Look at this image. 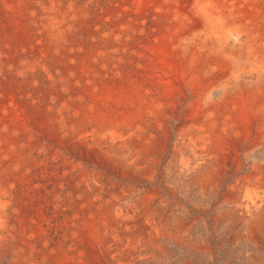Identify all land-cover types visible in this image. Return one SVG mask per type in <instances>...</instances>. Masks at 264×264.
<instances>
[{
	"label": "rangeland",
	"instance_id": "rangeland-1",
	"mask_svg": "<svg viewBox=\"0 0 264 264\" xmlns=\"http://www.w3.org/2000/svg\"><path fill=\"white\" fill-rule=\"evenodd\" d=\"M204 1L0 0V264H264V230L250 234L256 209L241 183L264 165V133L236 147V173L219 188L207 186L216 158L202 146L207 132H232L236 93L264 92V0H211L229 15L230 41L203 23ZM167 41L190 59L191 87L164 69ZM106 125L121 135H104ZM231 185L242 193L223 194ZM88 230L103 251L81 241Z\"/></svg>",
	"mask_w": 264,
	"mask_h": 264
},
{
	"label": "bare ground",
	"instance_id": "bare-ground-1",
	"mask_svg": "<svg viewBox=\"0 0 264 264\" xmlns=\"http://www.w3.org/2000/svg\"><path fill=\"white\" fill-rule=\"evenodd\" d=\"M159 1V0H158ZM157 3V1H155ZM239 4V1L236 3ZM161 4H159V6H161ZM158 6V5H157ZM166 7V6H164ZM242 11V9H239ZM200 11H201V15L204 18L203 23H207L208 24V28L210 29V31L213 32H217L218 34H220V36L222 37H227L228 40L230 37H232L235 32L234 30V26L231 25L230 20L228 19V16L225 12L222 6L219 5H215L211 2V0H206V2L204 1L202 7H200ZM246 13L249 14L248 11H246ZM202 21L201 18H197L196 20L193 19V22H195V26H199ZM10 21V20H9ZM109 22V21H108ZM12 23V22H11ZM8 24V23H7ZM13 24V23H12ZM168 24V23H167ZM117 27V26H116ZM191 27V26H190ZM148 31V30H147ZM152 34V32H151ZM182 34V33H181ZM147 35V34H146ZM149 36V35H148ZM152 36V35H151ZM239 37V36H237ZM109 39V38H108ZM148 39V38H147ZM151 39V37H150ZM146 40V39H145ZM231 40V39H230ZM229 40V41H230ZM237 42L239 41L238 39H235ZM142 43V42H141ZM147 43V41H146ZM129 47V46H128ZM145 51V50H144ZM200 51V50H199ZM233 50H230V54L229 55H233V57H235V53L232 52ZM158 52L160 54V57H162L161 55L166 57V64L164 65V69L166 70H170L172 72V78H174L173 80H178L181 82H184L186 84L187 87H191L192 85H194L192 83H190V81H193L195 77H193L194 72L191 68V64H190V59L188 60V62L185 60H183V58L180 55V52L176 49L173 48V45L171 42L167 41V42H162V45L158 47ZM85 54V53H84ZM155 57V56H154ZM223 59V58H222ZM147 60V59H146ZM140 61V60H139ZM142 62V61H141ZM146 63V62H145ZM144 63V64H145ZM153 63V62H152ZM149 64V63H148ZM163 65V64H162ZM152 66V64H151ZM140 68V67H139ZM138 69V68H137ZM149 71V70H148ZM131 72V71H130ZM144 72V71H143ZM152 72V71H151ZM193 72V75H192ZM133 72H131L132 74ZM135 73V72H134ZM149 73V72H148ZM147 73V74H148ZM130 74V75H131ZM222 74V73H221ZM146 75V74H145ZM133 76V75H132ZM138 76V75H137ZM152 76V75H151ZM221 76V75H220ZM156 77V76H155ZM261 77V76H259ZM164 78V77H162ZM98 79V78H97ZM139 79V78H138ZM150 79V78H149ZM154 79V78H153ZM209 79V78H208ZM255 79V78H254ZM104 80V79H103ZM102 80V81H103ZM172 80V81H173ZM101 81V80H100ZM111 81V80H110ZM141 81V80H140ZM97 82V81H96ZM107 83V82H106ZM110 83V82H109ZM113 83V82H112ZM122 83V82H121ZM205 83V82H204ZM240 83V82H239ZM125 84V83H124ZM254 85V84H253ZM156 86V85H155ZM125 87V86H124ZM180 87V86H179ZM127 88V87H125ZM157 88V87H156ZM159 88V87H158ZM157 88V89H158ZM164 89V88H163ZM162 89V90H163ZM174 89V88H171ZM184 89V88H183ZM186 89V88H185ZM192 91H194V88L192 87L191 89ZM196 90V89H195ZM216 90V89H215ZM129 91V90H128ZM175 91V90H174ZM183 91V90H182ZM123 92V91H122ZM184 92V91H183ZM174 93V92H173ZM184 93H188V92H184ZM196 93V92H195ZM167 94V93H166ZM252 93L248 90H244V91H239V93H236V96L241 97L240 99V103H238V117L235 119L236 121V125L234 126L233 130L231 133H229L228 135H226L223 140H221V137L216 138V137H211V135L207 132V134H204V136L202 137L203 141H204V145H202L204 147V150L208 153L213 154V156L216 158V173L212 176L211 179H209L207 186L209 187H215V188H219L224 180V175L228 174L229 171H231L233 173H236V167L238 165V163L240 162L239 159V151L242 148H236L239 147L240 144H242L247 138L249 139V137H253V140L256 139V137H254V131L255 129H260L262 131V133H264V92H262V94H260L259 96L253 98ZM135 95V94H134ZM158 95V94H157ZM178 94H174V100L177 98ZM194 96V95H193ZM192 96V97H193ZM181 97V96H180ZM187 97V96H186ZM173 98V97H171ZM188 98V97H187ZM218 98V97H217ZM237 98V97H236ZM234 98V99H236ZM190 99V98H188ZM160 100V99H157ZM172 100V99H171ZM30 101V100H29ZM207 101V100H206ZM178 102V101H177ZM180 102V101H179ZM186 102V101H185ZM192 102V101H191ZM150 105L155 108L158 105V102L152 101L150 103ZM194 105V104H193ZM179 106V104H178ZM185 106V105H184ZM256 106H258V108H256ZM170 107V106H169ZM176 107V106H175ZM190 107V106H189ZM194 108V107H193ZM18 109V108H17ZM167 108H164L163 110H165ZM175 109V108H174ZM155 110V109H154ZM179 110V109H178ZM177 110V112H178ZM187 110V109H186ZM194 110V109H193ZM159 111V109H158ZM168 111V110H166ZM114 112V111H113ZM157 112V109H156ZM186 112V111H185ZM259 112H261V115L259 114ZM148 113V112H147ZM167 113V112H166ZM169 113V111H168ZM171 113V112H170ZM182 114V113H181ZM167 115V114H166ZM172 115V114H170ZM174 115V114H173ZM184 115V113H183ZM213 115V114H212ZM158 116V115H157ZM182 116V115H181ZM169 117V115L167 116ZM186 117V116H185ZM161 120L164 119V117H162V115L159 117ZM76 119V117H75ZM176 119V118H175ZM183 119V118H182ZM78 120V119H76ZM166 121H168L167 118H165ZM175 121V120H174ZM179 122V121H178ZM180 123V122H179ZM182 123V122H181ZM180 123V124H181ZM147 124V123H146ZM164 124V123H163ZM170 124V123H169ZM172 124V123H171ZM178 124V125H180ZM207 124V123H205ZM153 125V124H152ZM182 125V124H181ZM187 125V124H186ZM12 127V126H11ZM167 127V126H166ZM191 127V126H190ZM205 127V126H204ZM107 128V129H106ZM104 130V135H110L112 137H118L119 135H121V133L114 127H107V125L103 128ZM174 129V128H173ZM209 129L211 130V128L209 127ZM18 130V129H17ZM78 130V129H77ZM147 130V129H146ZM160 130V129H159ZM157 130V131H159ZM209 130V131H210ZM150 132V130H148ZM176 131V130H175ZM84 132V131H83ZM103 132V131H101ZM86 133V132H85ZM91 133V132H90ZM153 133V132H152ZM157 133V132H156ZM162 135V132H160ZM159 133V134H160ZM172 133V132H171ZM200 133V132H199ZM56 134V133H55ZM101 134V133H100ZM136 134V133H135ZM158 134V133H157ZM168 133H166L167 135ZM218 134V133H217ZM164 135V136H166ZM173 135V134H172ZM175 135V134H174ZM185 135V134H184ZM201 135V134H200ZM159 136V135H157ZM171 136V135H170ZM169 136V137H170ZM177 136V135H176ZM180 136V135H179ZM190 136V135H188ZM221 136V135H220ZM257 136V135H256ZM58 137V136H57ZM135 137V136H134ZM167 137V136H166ZM199 137V136H198ZM210 137H211V141L213 143L210 142ZM259 137V135H258ZM107 138V137H106ZM161 138V137H159ZM164 138V137H163ZM162 138V140H163ZM191 138V137H190ZM156 139V138H155ZM172 139V138H171ZM247 139V140H248ZM258 139V138H257ZM148 140V139H147ZM178 140V139H177ZM105 141V140H104ZM103 141V142H104ZM157 142V141H156ZM172 142V141H171ZM170 142V143H171ZM182 142V141H181ZM186 142V141H185ZM120 143V142H119ZM142 143V142H141ZM198 143V141H197ZM201 143V142H200ZM257 143V142H256ZM104 144V143H103ZM136 144V143H135ZM175 144V142H174ZM187 144V143H186ZM209 144H212L213 148H206L208 147ZM252 144V143H251ZM153 145V144H152ZM176 145V144H175ZM246 145V144H245ZM93 146V145H92ZM125 146V145H124ZM138 146V145H137ZM157 146V145H155ZM154 146V147H155ZM159 146V144H158ZM184 146V145H183ZM243 146V145H242ZM250 146V144L248 145ZM102 147V146H100ZM162 147V146H161ZM175 147V146H174ZM215 147V148H214ZM246 147V146H245ZM260 147V146H259ZM258 147V148H259ZM108 148V147H107ZM145 148V147H144ZM197 148V147H196ZM256 148V147H255ZM95 149V148H94ZM100 149V148H99ZM159 149V148H158ZM164 149V148H163ZM162 149V150H163ZM185 149V148H184ZM192 149V148H190ZM250 149V147H249ZM58 150V149H57ZM73 150V149H72ZM93 150V149H92ZM152 150V148H151ZM161 150V149H160ZM212 150V151H211ZM115 151V150H114ZM121 151V150H120ZM150 151V150H149ZM148 151V152H149ZM91 152V151H90ZM96 152V151H95ZM104 152V151H103ZM159 152V151H158ZM167 152V151H166ZM183 152V151H182ZM185 152V151H184ZM118 153V151H117ZM137 153V152H136ZM145 153V152H144ZM150 153V152H149ZM161 153V152H160ZM163 153V152H162ZM194 153V152H193ZM242 153V152H241ZM251 153V152H250ZM92 154V153H91ZM103 154V153H102ZM151 154V153H150ZM159 154V153H158ZM170 154V153H169ZM197 154V153H196ZM199 154V153H198ZM253 154V153H252ZM264 154V153H263ZM84 155V154H82ZM104 155V154H103ZM181 155V154H180ZM186 155V154H185ZM201 155V154H200ZM244 155V154H243ZM251 155V154H250ZM72 156V155H71ZM70 156V157H71ZM114 156V155H113ZM120 156V155H118ZM128 156V155H127ZM150 156V155H149ZM159 156V155H158ZM163 156V155H162ZM259 156V155H258ZM81 157V156H80ZM122 157V156H121ZM148 157V156H147ZM173 157V156H172ZM187 157V156H186ZM200 157V156H199ZM255 157V156H254ZM69 158V157H68ZM88 158V157H87ZM93 158V157H92ZM100 158V157H99ZM155 158V157H154ZM163 158V157H162ZM170 158V157H169ZM181 158V157H180ZM184 158V157H183ZM247 158V157H246ZM62 159V158H61ZM67 159V158H65ZM70 159V158H69ZM95 159V158H94ZM101 159V158H100ZM106 159V158H105ZM113 159V158H111ZM110 159V160H111ZM119 159V158H118ZM123 159V158H122ZM141 159V158H140ZM167 159V158H166ZM182 159V158H181ZM186 159V158H185ZM91 160V159H90ZM96 160V159H95ZM109 160V161H110ZM155 160V159H154ZM160 160V159H159ZM163 160V159H162ZM193 160V159H192ZM65 161V160H64ZM108 161V162H109ZM114 161V160H113ZM146 161V160H145ZM153 161V160H152ZM151 161V162H152ZM262 161V160H261ZM120 162V161H119ZM163 162V161H162ZM197 162V161H196ZM103 163V162H101ZM132 163V162H131ZM139 163V162H138ZM252 163V162H251ZM100 164V163H99ZM126 164V163H125ZM154 164V163H153ZM162 164V163H161ZM160 164V165H161ZM186 164V163H184ZM204 164V163H203ZM202 164V165H203ZM81 165V164H80ZM96 165V164H95ZM122 165V163H121ZM124 165V164H123ZM150 165V164H149ZM201 165V164H200ZM79 166V165H77ZM100 166V165H99ZM103 166V164H102ZM140 166V165H139ZM142 166V164H141ZM155 166V165H154ZM179 166V165H178ZM194 166V165H193ZM213 166V165H212ZM227 166L233 167L234 169L232 170H228ZM62 167V166H61ZM104 167V166H103ZM159 167V166H157ZM165 167V166H164ZM186 167V166H185ZM207 167V166H206ZM58 168V167H57ZM86 168V167H85ZM102 168V167H101ZM133 168V167H132ZM143 168V167H142ZM162 168V167H161ZM167 168V166L165 167ZM244 168V167H243ZM246 168V167H245ZM252 168V167H251ZM254 170L252 171L251 174H248L246 177H244L243 179V186H244V190H245V198L248 201L247 204V209L250 211V207L253 206L256 209V213L254 215H252L251 217H249V219L246 221L249 227V231L250 234L253 236L254 232H258V231H263L264 230V165L260 166V165H255ZM263 168V169H262ZM45 169V168H44ZM61 169V168H60ZM69 169V168H68ZM92 169V168H91ZM124 169V168H123ZM150 169V168H149ZM155 169V168H154ZM259 169V173L256 175V171ZM48 170V169H47ZM80 170V169H79ZM85 170V169H83ZM82 170V171H83ZM98 170V169H97ZM103 170V169H102ZM142 170V169H141ZM160 170V169H159ZM162 170V169H161ZM202 170V169H201ZM43 171V170H42ZM87 171V170H86ZM105 171V170H104ZM112 171V170H111ZM206 171V170H205ZM204 171V172H205ZM209 171V169H208ZM125 172V171H124ZM156 172V171H155ZM160 172V171H159ZM166 172V171H165ZM201 172V171H200ZM249 172H251L249 170ZM98 173V171H97ZM118 173V172H117ZM121 173V172H120ZM134 173V172H133ZM136 173V172H135ZM161 173V172H160ZM174 173V172H173ZM187 173V172H186ZM244 173V172H243ZM89 174V173H88ZM145 174V173H144ZM151 174V173H150ZM154 174V173H153ZM189 174V173H188ZM241 174V173H240ZM107 175V174H106ZM124 175V174H122ZM137 175V174H136ZM139 175V174H138ZM137 175V176H138ZM171 175V174H170ZM186 175V174H185ZM239 175V174H238ZM53 176V175H52ZM60 176V175H59ZM80 176V175H79ZM115 176V175H114ZM154 176V175H153ZM165 176V175H164ZM173 176V175H172ZM129 177V176H128ZM148 177V176H147ZM151 177V176H150ZM158 177V176H157ZM230 177V176H228ZM254 177V179H253ZM88 178V177H87ZM94 178V177H93ZM105 178V177H104ZM109 178V177H108ZM143 178V177H142ZM173 178V177H172ZM187 178V177H186ZM227 178V177H226ZM233 178V177H232ZM240 178V177H239ZM39 179V178H38ZM149 179V178H148ZM154 179V178H153ZM152 179V180H153ZM160 179V178H159ZM185 179V178H184ZM84 180V179H83ZM91 180V179H90ZM107 180V179H106ZM119 180V179H118ZM126 180V179H125ZM130 180V179H129ZM151 180V181H152ZM157 180V179H156ZM239 180V179H237ZM93 181V180H92ZM134 181H138L135 180ZM47 182V181H46ZM84 182V181H83ZM118 182V181H117ZM121 182V181H120ZM140 182V181H139ZM175 182V181H174ZM196 182V181H195ZM200 182V181H199ZM232 182V181H231ZM50 183V182H49ZM52 183V182H51ZM123 183V182H122ZM158 183V182H156ZM164 183V182H163ZM186 183V181H185ZM41 184V183H40ZM146 184V183H145ZM155 184V183H154ZM198 184V183H197ZM224 184V183H223ZM128 185V184H127ZM141 185V184H140ZM202 185V184H201ZM71 186V185H70ZM98 186V185H97ZM126 186V185H125ZM133 186V185H132ZM233 186V185H231ZM101 187V186H100ZM119 187V186H118ZM121 187V185H120ZM119 187V188H120ZM174 187V186H173ZM227 187V186H226ZM41 188V187H40ZM87 188V187H86ZM90 188V187H89ZM114 188V187H113ZM118 188V189H119ZM123 188V187H122ZM163 188V187H162ZM198 188V187H197ZM203 188V187H202ZM137 189V188H136ZM205 189V188H203ZM213 189V188H212ZM226 189V188H225ZM37 190V189H36ZM45 190V189H44ZM43 190V191H44ZM147 190V189H146ZM145 190V192H146ZM156 190V189H155ZM166 190V189H165ZM176 190V189H175ZM174 190V191H175ZM221 190V189H220ZM227 190V189H226ZM169 191V190H168ZM173 191V192H174ZM208 191V190H207ZM224 191V190H223ZM39 192V191H38ZM119 192V191H118ZM160 192V191H159ZM171 192V191H169ZM205 191H203L204 193ZM234 193V195L236 196L239 192H241V187H238V185L233 186L232 188H230V190L227 192H224L223 194L226 193ZM144 193V192H143ZM242 193V192H241ZM43 194V193H42ZM164 194V193H163ZM175 194V193H174ZM177 194V193H176ZM125 195V194H124ZM31 196V195H30ZM36 196V195H34ZM108 196V195H107ZM213 196V195H212ZM228 196V195H227ZM226 196V197H227ZM241 196V195H239ZM95 197V196H94ZM207 197V196H206ZM106 198V197H105ZM139 198V197H136ZM162 198V197H161ZM32 199V198H31ZM98 199V198H97ZM102 199V198H101ZM158 199V198H157ZM1 200V211H0V222L3 223L5 222V210H6V202L3 199ZM73 200V199H72ZM79 200V199H78ZM81 200V199H80ZM207 200V199H206ZM233 200V199H232ZM33 201V200H32ZM42 201V200H41ZM103 201V199H102ZM119 201V200H118ZM158 201V200H157ZM216 201V200H215ZM222 201V200H221ZM226 201V200H225ZM239 201V200H237ZM246 201V202H247ZM56 202V201H55ZM135 202V201H134ZM230 202V200H229ZM117 203V202H116ZM162 203V202H161ZM212 203V202H211ZM118 204V203H117ZM158 204V203H157ZM68 205V204H67ZM119 205V204H118ZM134 205V204H133ZM155 205V204H154ZM28 206V205H27ZM42 206V205H41ZM63 206V205H62ZM153 206V205H152ZM69 207V206H68ZM140 207V206H139ZM41 208V207H39ZM128 208V207H127ZM130 208V207H129ZM223 208V207H222ZM22 209V208H20ZM94 209V208H93ZM116 209V208H115ZM131 209V208H130ZM138 209V208H137ZM141 209V208H140ZM157 209V208H156ZM160 209V208H159ZM206 209V208H205ZM211 209V208H210ZM240 209V208H239ZM139 210V209H138ZM166 210V209H165ZM252 210V208H251ZM19 211V210H18ZM32 211V210H31ZM37 211V210H36ZM50 211V210H49ZM66 211V210H65ZM71 211V210H70ZM84 211V210H83ZM96 211V210H95ZM117 211V215L118 216H122V211L121 210H116ZM148 211V210H147ZM213 210H211L212 213ZM215 211V210H214ZM225 211V210H224ZM227 211H229L227 209ZM70 213V212H69ZM87 213V212H86ZM116 213V212H115ZM131 213V212H130ZM134 213V212H133ZM167 213V212H166ZM22 214V213H21ZM71 214V213H70ZM96 214V213H95ZM127 214V213H126ZM155 214V213H154ZM213 214V213H212ZM223 214V213H222ZM245 214V213H244ZM243 214V215H244ZM248 214V213H247ZM64 215V214H63ZM242 215V214H241ZM169 216V215H168ZM208 216V215H207ZM216 216V215H215ZM225 216V215H224ZM232 216V214H231ZM236 216V215H235ZM39 217V216H38ZM63 217V216H62ZM127 217V216H126ZM131 217V216H130ZM178 217V216H177ZM229 217V216H228ZM242 217V216H241ZM49 218V217H48ZM78 218V217H77ZM123 218V217H122ZM135 218V217H134ZM211 218V217H210ZM213 218V217H212ZM217 218V217H216ZM219 218V217H218ZM226 218V217H225ZM121 219V218H120ZM145 219V218H144ZM159 219V218H157ZM185 220V219H184ZM195 220V219H194ZM240 220V219H239ZM244 220V219H243ZM42 221V220H41ZM67 221V220H66ZM120 221V220H119ZM170 221V219H169ZM183 221V219H182ZM190 221V220H189ZM215 221V220H214ZM223 221V220H221ZM226 221V220H225ZM236 221V220H234ZM245 221V220H244ZM152 222V221H151ZM179 222V221H178ZM212 222V221H211ZM21 223V221H20ZM41 223V222H40ZM147 223V222H146ZM167 223V222H166ZM174 223V222H172ZM183 223V222H182ZM217 223V221H216ZM59 224V223H58ZM83 224V223H82ZM128 224V223H127ZM213 224V223H212ZM215 224V223H214ZM241 224V222H240ZM244 224V223H243ZM107 225V224H106ZM157 225V224H156ZM169 225V224H168ZM181 225V224H180ZM187 225V224H186ZM192 225V224H191ZM229 225V224H228ZM234 225V224H233ZM50 226V225H49ZM48 226V227H49ZM56 226V225H55ZM239 226V225H238ZM5 226H3L4 228ZM159 227V226H158ZM189 227V226H188ZM215 227V226H213ZM244 227V226H243ZM40 228V227H39ZM126 228V227H125ZM157 228V227H156ZM181 228V227H180ZM230 228V227H229ZM240 228V227H239ZM246 229V228H245ZM33 230V229H32ZM111 230V229H110ZM117 230V229H116ZM150 230V229H149ZM148 230V231H149ZM153 230V229H152ZM160 230V229H159ZM177 230V229H176ZM231 230V229H229ZM236 230V229H235ZM50 231V230H48ZM147 231V230H146ZM147 231V232H148ZM156 231V230H155ZM107 232V231H106ZM159 232V231H158ZM186 232V231H184ZM2 233V232H1ZM6 233V232H5ZM10 233V232H9ZM67 233V232H66ZM69 233V232H68ZM157 233V232H156ZM163 233V232H162ZM176 233V232H175ZM178 233V232H177ZM246 233V232H245ZM258 233H262V232H258ZM100 234V233H99ZM112 234V233H111ZM149 234V233H148ZM166 234V233H165ZM169 234V233H168ZM172 234V233H171ZM183 234V233H182ZM236 234V233H234ZM244 233H242L243 235ZM256 234V233H255ZM1 235V234H0ZM13 235V234H12ZM40 236L42 234H39ZM61 235V234H60ZM68 235V234H67ZM115 235V234H114ZM177 235V234H176ZM240 235V234H239ZM241 235V236H242ZM250 235V236H251ZM259 235V234H257ZM4 236V235H3ZM121 236V234H120ZM165 236V235H164ZM172 236V235H171ZM234 236V235H233ZM238 236V235H237ZM236 236V237H237ZM255 236V235H254ZM6 237V236H5ZM57 237V236H56ZM150 237V236H149ZM162 237V235H161ZM239 237V236H238ZM256 237V236H255ZM17 238V237H16ZM40 238V237H38ZM53 238V237H52ZM114 238V237H113ZM166 238V237H165ZM232 238V236H231ZM253 238V237H252ZM11 239V238H10ZM23 239V238H22ZM72 239V238H71ZM75 239V238H74ZM111 239V238H110ZM141 239V238H140ZM168 239V238H167ZM175 239V238H174ZM189 239V238H188ZM210 239V238H209ZM259 239V238H258ZM60 240V239H59ZM176 240V239H175ZM183 240V239H182ZM235 240V239H234ZM237 240V239H236ZM241 240V239H240ZM252 240V239H251ZM67 241V240H66ZM76 241V240H75ZM81 241L85 244H87V246H89L90 248H93L92 250H96L98 251H103V246L99 243V239L97 238V236H95V234L88 230L87 232H83L81 235ZM136 241V240H135ZM144 241V240H143ZM193 241V240H192ZM209 241V240H208ZM24 242V241H23ZM158 242V240H157ZM156 242V243H157ZM167 243V242H165ZM253 243V241H252ZM22 244V243H21ZM34 244V243H33ZM62 244V243H61ZM135 244V243H134ZM142 244V243H141ZM163 244V243H162ZM197 244V243H196ZM201 244V243H200ZM209 244V243H208ZM16 245V244H15ZM27 245L29 246V243H27ZM119 245V243H118ZM127 245V243H126ZM137 245V244H136ZM166 245V244H165ZM179 245V244H178ZM181 245V244H180ZM245 245V244H244ZM262 245V244H261ZM260 245V246H261ZM17 246V245H16ZM20 246V245H19ZM105 246V245H104ZM112 246V245H111ZM114 246V245H113ZM112 246V247H113ZM125 246V245H124ZM128 246V245H127ZM126 246V247H127ZM131 246V245H130ZM10 247V246H9ZM48 247V246H47ZM52 247V246H51ZM259 247V246H258ZM13 248V247H12ZM32 248V247H31ZM35 248V247H34ZM44 248V247H43ZM70 248V247H69ZM80 248V247H79ZM122 248V247H121ZM158 248V247H157ZM202 248V247H201ZM264 248V247H263ZM25 249V248H24ZM29 249V248H28ZM41 249V248H40ZM48 249V248H46ZM85 249V248H83ZM120 249V248H119ZM166 249V248H165ZM211 249V248H210ZM32 250V249H31ZM72 250V249H71ZM74 250V249H73ZM88 250V249H87ZM90 250V249H89ZM105 250V249H104ZM115 250V249H114ZM264 250V249H263ZM18 251V249H17ZM28 251V250H27ZM39 251V250H38ZM47 251V250H46ZM60 251V250H59ZM117 251V249H116ZM120 251V250H118ZM128 251V250H127ZM136 251V250H135ZM146 251V250H145ZM67 252V251H66ZM76 252V251H75ZM89 252V251H88ZM30 253V252H29ZM53 253V252H52ZM56 253V251H55ZM58 253V252H57ZM120 253V252H119ZM138 253V252H137ZM141 253V252H140ZM206 253V252H205ZM47 254V253H45ZM61 254V251H60ZM64 254H66L64 252ZM68 254V253H67ZM73 254V253H72ZM77 255V253H74ZM73 254V255H74ZM80 256L82 254V251H80L78 253ZM103 254V253H101ZM166 254V253H165ZM56 255V254H55ZM62 255V254H61ZM70 255V253L68 254ZM66 255V256H68ZM88 255V254H87ZM91 255V254H90ZM98 255V254H97ZM135 255V254H134ZM149 255V254H148ZM25 256V255H24ZM36 256V255H35ZM38 256V255H37ZM94 256V254H93ZM96 256V255H95ZM94 256V258H95ZM100 256V255H99ZM156 256V255H155ZM86 257V256H85ZM101 257V256H100ZM56 258V257H55ZM54 258V259H55ZM61 258V256H60ZM72 258V257H71ZM82 258V257H81ZM90 258V257H89ZM140 258V257H139ZM33 259V258H32ZM43 259V258H42ZM53 259V258H52ZM75 259V257H74ZM101 259V258H100ZM124 259V258H123ZM128 259V258H127ZM133 259V258H131ZM135 259H137L135 257ZM49 260V259H48ZM58 260V259H57ZM77 260V259H76ZM91 260V259H90ZM109 260V259H107ZM125 260V259H124ZM147 260V259H146ZM19 261V260H18ZM56 261V260H55ZM103 261V260H102ZM110 261V260H109ZM115 261V260H114ZM112 261V262H114ZM120 261V260H118ZM116 261V262H118ZM134 261V260H133ZM38 262V261H37ZM43 262V261H42ZM41 262V263H42ZM61 262V261H60ZM83 262V260H82ZM91 262V261H90ZM100 262V260H99ZM104 262V261H103ZM106 262V261H105ZM131 262V261H129ZM141 262V261H140ZM27 263V260H26ZM34 263V262H33ZM36 263V262H35ZM39 263V262H38ZM48 263V262H47ZM63 263V262H62ZM92 263V262H91ZM51 264V263H50ZM60 264V263H59ZM82 264V263H81ZM84 264H89L88 262L84 263ZM98 264V263H97ZM115 264V263H114ZM133 264V263H132Z\"/></svg>",
	"mask_w": 264,
	"mask_h": 264
}]
</instances>
